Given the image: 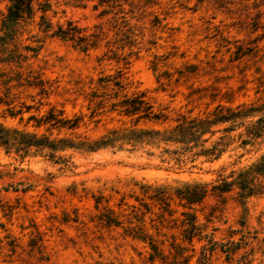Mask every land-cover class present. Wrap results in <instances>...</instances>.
<instances>
[{
  "label": "rangeland",
  "instance_id": "374dc122",
  "mask_svg": "<svg viewBox=\"0 0 264 264\" xmlns=\"http://www.w3.org/2000/svg\"><path fill=\"white\" fill-rule=\"evenodd\" d=\"M50 1L46 15L53 24L71 18L100 30L102 39L81 51L40 31L37 15L8 31L3 17L10 0H0V121L7 125L42 132L29 116L54 106L80 116L77 128L59 134L92 139L112 128L166 127L178 113L202 115L218 103L264 100V5L261 27L250 31L249 17L235 4L228 12L211 0ZM238 44L249 51L236 55ZM108 48L119 57L108 58ZM27 78H41L45 92ZM138 95L162 115L124 113L118 102ZM236 133L224 139L218 157L198 155L179 164L161 161L155 148L147 154V147L56 152L65 154L67 165L45 149L20 158L0 147V168L11 172L0 184H29L24 192H2L0 264H184L186 254L195 264L210 235L225 241L231 229H242L264 236V177L261 191L244 205L235 187L211 189L264 154V142L243 145ZM187 183L206 184L208 192L185 202L176 189ZM193 215L201 232L189 241L184 234ZM30 238L38 239V249H29ZM249 238L232 261L217 250L209 264H264L263 245ZM150 243L162 258H150ZM245 252L248 262L240 256Z\"/></svg>",
  "mask_w": 264,
  "mask_h": 264
},
{
  "label": "trees",
  "instance_id": "16d2710c",
  "mask_svg": "<svg viewBox=\"0 0 264 264\" xmlns=\"http://www.w3.org/2000/svg\"><path fill=\"white\" fill-rule=\"evenodd\" d=\"M211 1L216 8L228 12L233 10L232 6L235 4L240 14L243 13L245 17H249L250 31L256 30L262 25L259 17L261 15L260 7L264 5V0ZM98 3L108 4L109 0H98ZM51 5L50 0H10L3 17V25L6 30L12 31L14 24L27 20L33 21L37 15V28L44 34L68 40L73 47L81 51L96 48L99 45V41L102 39L100 30H88L71 18H65L64 21L57 20L53 24L50 17L46 15L47 10L51 9ZM251 9H254L252 14ZM52 11L56 12L55 10ZM105 45L108 46V43H105ZM116 47L122 46L115 45ZM246 49L250 48L246 46ZM246 49L245 46L242 48L238 44L234 51L237 55L249 51ZM108 51H110L107 54L108 58L119 57L120 53L116 50L108 48ZM34 77L36 78L37 75ZM26 81L29 84L37 85L39 92H45L44 82L41 78H27ZM115 83L117 82L115 81ZM118 103L121 106V110L126 114H135L143 111V115L148 116L151 113L150 116L157 119L162 115L160 111L152 112L151 105L144 101L141 95L125 96ZM29 118L34 120L33 125L36 128L42 126L44 130L42 132L30 131L15 125H7L0 121V147L3 151L5 153L12 152L21 158L30 154L31 149L41 148L47 151L50 159L62 162L65 165H67L65 154L56 152H63L69 149L79 152H92L106 147L126 150L147 147L146 151H148V148L158 149L159 154L157 156L161 161H173L179 164L186 161V159L192 160L198 155L208 156L212 159L218 157L223 150L221 145L226 144L224 141L230 138L231 135L229 133L234 130H237L236 135L243 145L264 142V100L241 102L235 105L218 103L202 115L178 113L173 118V123L166 127L112 128L92 139L87 137L73 138L59 134L61 130L77 128L80 116L69 117L63 114L62 109H56L54 106L49 107L40 115L30 114ZM53 129L56 130L54 134L52 132ZM217 132H221V134L209 145H205ZM125 145H128L129 148H124ZM147 154L153 155L154 153L148 151ZM10 173L9 170L0 168V180L5 175H11ZM262 177H264V154L260 155L255 162L239 170L232 178L228 180L221 178L219 182L212 184L211 189L213 192L222 193L235 187L237 199L241 205H244L247 197L261 191ZM28 187L29 184L22 181L1 183L0 201L3 191L6 192L10 189L24 192ZM207 192L206 184L201 183H187L183 187L176 189L177 196L188 203L200 201ZM194 217L195 215L190 219L189 230L184 234V237L189 241L195 234L201 232L200 227L194 223ZM239 224L243 226V220H240ZM233 234H238V237L236 239L232 238ZM228 236L225 241H218L210 235V238H207V241L200 245L195 264H209V256L217 250L224 253L226 261H232L235 254L241 248H244V244L250 240L249 237L260 241L264 248V236L259 238L257 230H254V233L250 235L242 229H231L228 232ZM38 239L30 238L28 242L29 249L39 248L36 242ZM7 244L9 249L13 251L16 244L11 240ZM150 247L153 251L150 254L151 259L154 256L162 258L155 244L150 243ZM246 254L245 252L240 254V256L244 255L245 259H247L246 262H248L250 258H247ZM190 256L191 254L183 255L181 261L184 264H188Z\"/></svg>",
  "mask_w": 264,
  "mask_h": 264
}]
</instances>
